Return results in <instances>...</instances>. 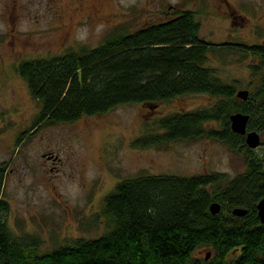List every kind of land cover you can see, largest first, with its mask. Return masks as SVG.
I'll use <instances>...</instances> for the list:
<instances>
[{"label":"trees","instance_id":"obj_1","mask_svg":"<svg viewBox=\"0 0 264 264\" xmlns=\"http://www.w3.org/2000/svg\"><path fill=\"white\" fill-rule=\"evenodd\" d=\"M240 47L256 59L251 69L257 82L249 84L246 101L237 97L238 82L228 83L208 67L213 47L201 38L200 23L190 11L133 31L117 28L93 49L22 62L18 74L42 105L35 128L72 124L122 105L209 95L216 99L212 106L158 118L132 147L207 138L243 154L247 168L232 179L220 173L125 179L104 199L108 224L102 236L44 254L37 252L38 237L18 236L8 226L2 170L0 264H264V224L257 209L264 198V152L250 149L230 121L236 113L249 115L248 130L264 135V45ZM215 202L222 207L218 215L210 211ZM235 208L247 215L234 216ZM203 246L211 248V257L195 259Z\"/></svg>","mask_w":264,"mask_h":264},{"label":"rangeland","instance_id":"obj_2","mask_svg":"<svg viewBox=\"0 0 264 264\" xmlns=\"http://www.w3.org/2000/svg\"><path fill=\"white\" fill-rule=\"evenodd\" d=\"M69 4V0H63ZM107 15L102 25L79 20L85 13L70 11L73 28L64 35L55 26L51 0H0V173L3 199L9 203L8 226L18 236L40 239L39 254L77 239H94L107 230L104 199L116 185L144 175L193 177L246 171L243 154L225 144L202 138L162 147L134 149L132 142L165 115L212 106L209 95H188L169 102L122 105L107 114L83 117L72 124L35 128L42 105L29 91L17 68L27 60L52 58L69 51L98 47L117 28L137 30L168 20L169 7L195 10V0H88ZM200 36L212 44L208 67L228 83L249 90L257 82L251 66L256 59L240 45H264V0H203ZM209 127H219L209 124ZM23 136V137H22ZM22 137V140L20 138ZM262 143L264 135H261ZM262 155L264 147L255 149ZM52 156L56 161L48 160ZM213 253L200 247L195 259Z\"/></svg>","mask_w":264,"mask_h":264},{"label":"flooded vegetation","instance_id":"obj_3","mask_svg":"<svg viewBox=\"0 0 264 264\" xmlns=\"http://www.w3.org/2000/svg\"><path fill=\"white\" fill-rule=\"evenodd\" d=\"M203 0H195V3L199 5V9L195 10H184L180 9L177 5H171L169 7V11L166 13L168 16V20H172L174 18H177L180 16L183 12L190 11L195 13V17L198 20L199 17H202L203 14H205L204 5L206 2H202ZM225 3H229L228 0H223ZM212 2H219V0H212ZM52 6H56L55 12H56V22L57 24L55 26H52L48 28V30L57 32L59 34L64 35L65 42L63 45L69 42L71 38L70 30L73 28V20L70 17L69 13L70 11H74V13H85V16L82 19L79 20L77 23H91L94 21H99L102 25L106 26V23L104 21L107 20V15L104 14L98 6L92 7L90 6V1L88 0H69V4L65 5L63 0H51ZM200 23V22H199ZM39 128V127H37ZM48 160L56 161V158L49 156L47 157Z\"/></svg>","mask_w":264,"mask_h":264},{"label":"water","instance_id":"obj_4","mask_svg":"<svg viewBox=\"0 0 264 264\" xmlns=\"http://www.w3.org/2000/svg\"><path fill=\"white\" fill-rule=\"evenodd\" d=\"M237 97L243 101H246L249 97L248 90H239L237 92ZM250 120L249 115H245L242 113H236L231 115V129L234 133L245 136L246 143L248 147L252 150L259 148L262 144L261 135L256 131L248 130V123ZM221 204L215 202L211 204L210 211L213 215H218L221 212ZM258 216L261 223L264 224V198L258 203ZM232 214L236 217H245L247 215V210L242 208H235L232 211ZM211 257V253H207L206 259L208 260Z\"/></svg>","mask_w":264,"mask_h":264}]
</instances>
